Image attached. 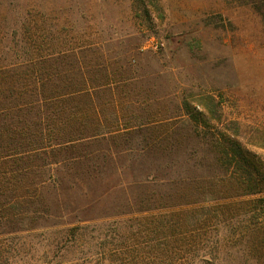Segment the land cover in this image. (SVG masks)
Segmentation results:
<instances>
[{
	"label": "rangeland",
	"instance_id": "374dc122",
	"mask_svg": "<svg viewBox=\"0 0 264 264\" xmlns=\"http://www.w3.org/2000/svg\"><path fill=\"white\" fill-rule=\"evenodd\" d=\"M0 65L96 87L62 105L76 121L49 124L54 144L94 137L37 155L31 131L0 140V154L22 151L0 162V264H264V207L247 204L264 205L252 0H0ZM198 186L192 213L179 205ZM178 210L180 235L146 223Z\"/></svg>",
	"mask_w": 264,
	"mask_h": 264
},
{
	"label": "trees",
	"instance_id": "16d2710c",
	"mask_svg": "<svg viewBox=\"0 0 264 264\" xmlns=\"http://www.w3.org/2000/svg\"><path fill=\"white\" fill-rule=\"evenodd\" d=\"M252 2L256 5L258 13H260V15L264 17V0H252ZM103 73L104 78L107 79L106 70H103ZM84 77L85 79L81 85L75 87L71 86L68 89L66 85H59L57 81H54L58 78V74H45L41 70H22V68H14L13 66L9 65H0V140H14L17 138V136L19 138L25 137L28 136L26 134L31 131L30 136L34 140L29 142L28 148L30 149H28L29 151H26L25 153H28L29 155H37L39 152L48 149L47 147L56 148L69 146L82 142L84 141V139H87L89 137H94H80L69 133L61 136L59 142H56L54 144L51 138V130L49 129L50 121H54L56 123L66 122L65 118L67 117L69 119H74L75 121L77 120L76 114H73L71 108L69 110H65L61 107L62 105L64 107H68V105H66L68 101L76 100L77 98L86 97L90 99V93L92 90H95L96 87L90 86L89 82L86 81V78H89V76H87V73L84 75ZM104 83L105 82L101 83V86L97 88L108 85ZM208 99L209 101L211 100L210 98ZM197 106H199L203 110H208V107L201 102H198ZM93 108L94 107L91 106V108L88 109V116H86L85 118L87 119L86 122H88L90 111H92ZM198 115L199 114H197L196 116ZM81 123L85 124V120H83ZM67 124L68 123L66 122L63 125ZM32 142L34 144L30 147V144ZM222 151L217 152V157L219 159H221L223 156L226 158L232 156V154ZM21 155L22 151H15L12 154H0V162L4 163L6 162L5 160H10L15 156L17 158ZM18 170V168L15 169V172ZM7 171L8 169L5 171H0V178H4L8 173ZM246 184L248 187H256V185H258L254 181H248ZM201 187L202 186H198L196 189L195 187H193L188 193V204L179 206H188L189 212L192 213L203 212V210L205 209V204L202 201H191V198L194 195V191L197 193V195H203V191L200 194L198 192L199 188ZM257 193L258 192H250L243 195H254ZM228 198L229 197H226L223 200ZM260 201L262 200H256V204L253 203L254 201H249L247 202V204H254L253 209H256L258 207L263 208L264 205H258ZM232 207L233 205L225 206L223 204L215 206V208L217 209H230ZM181 213H183V210L172 212V217L170 216V219L164 222V224L156 222L155 218L146 220V223L153 226L157 225L156 230L158 228L160 229V227L166 228L169 232H173L172 237H174L175 235H180V233L175 232L174 230H179L180 228H182L179 226H183L184 224H186V222L183 223L179 219H175L178 218ZM175 214L178 215L173 218ZM202 226H204V223L202 221L195 220L192 222L193 229H199L202 228ZM157 239L163 240L160 238V234L157 235Z\"/></svg>",
	"mask_w": 264,
	"mask_h": 264
}]
</instances>
